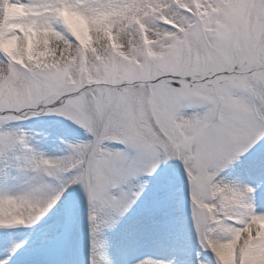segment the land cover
Returning <instances> with one entry per match:
<instances>
[{
  "label": "bare ground",
  "instance_id": "6f19581e",
  "mask_svg": "<svg viewBox=\"0 0 264 264\" xmlns=\"http://www.w3.org/2000/svg\"><path fill=\"white\" fill-rule=\"evenodd\" d=\"M59 15H63L61 27L54 29ZM263 17L261 0H0V91L5 88L10 99L18 92L30 98L65 72L69 73L67 85H77L80 80L95 85L103 81L102 69L111 72L117 64L124 67L116 78L126 80L149 69L150 61L160 62L167 55L170 47L164 44L176 38L167 29L188 35L193 27L187 28L185 23L194 22L205 25L206 39L231 38L236 21L255 22ZM112 57H117V67L108 66ZM258 111L264 121V108ZM100 125L97 121L94 129ZM75 132L66 126L52 127L48 118L31 121L28 127L0 122V136L9 140L2 142L0 152L17 151L15 171L0 176V241L24 235L19 246L0 248V264H12V259L23 256V246L32 252L44 248L67 229L73 217H79L68 207L71 203L67 204L74 183L81 180L73 159L68 157L70 164L63 161L48 166V172L35 163L42 151H54L60 139L84 149L88 140L75 138ZM258 134L259 142L264 141L261 129ZM55 158L56 162L63 159ZM263 165L264 148L246 154L212 182L209 206L194 229L202 248L195 243L191 246V232L182 217L172 212L168 198L162 212L149 218L154 220L155 230L143 224L134 228L131 221L112 229L90 224L80 241L71 237L66 262H62L61 252L54 264H75L81 246L86 248L85 255L81 254L84 264H169L167 259L152 258L149 252L157 248L147 243L149 236L157 238L158 231L166 232L164 223L184 231L179 247L172 246L178 254L174 264H204L197 259L200 255L209 257L212 264H264V195L259 192L264 189V176L256 175ZM71 170L75 174L66 176ZM57 172L63 173V191L49 182L53 177L47 178L49 183L43 179L46 173L55 176ZM178 180L185 186L182 176ZM171 196L173 205L180 200L179 195ZM65 211V222L48 225ZM35 225L39 229L34 233H21L26 228L33 232Z\"/></svg>",
  "mask_w": 264,
  "mask_h": 264
},
{
  "label": "rangeland",
  "instance_id": "374dc122",
  "mask_svg": "<svg viewBox=\"0 0 264 264\" xmlns=\"http://www.w3.org/2000/svg\"><path fill=\"white\" fill-rule=\"evenodd\" d=\"M261 2L264 15V0ZM59 10L65 8L59 7ZM185 24L187 28L193 27L190 34L167 29V34L176 36L172 42L164 44L170 47L167 55L160 62L150 61L149 69L131 74L126 80L116 78L124 67L117 64L118 68L111 72L102 69L99 75L103 81L95 85H86L82 80L77 85H67L65 78L69 73L65 72L30 98L18 92L10 99L5 88L0 91V122L7 126L19 119L29 123L48 118L55 126L64 125L90 136L97 121L111 123L113 127L119 125L117 108L127 109L136 118L135 130L112 134L103 140L108 152L100 167L108 169L109 174L101 173L91 187H86V177L74 183L67 204L71 203L68 207L79 217H73L52 244L16 264H54L61 252L62 262H66L71 237L75 235L80 241L90 224L102 228L110 225L112 229L131 221L134 228L143 224L154 229V220L150 219H155L153 214L157 216L162 212L168 198L172 203V194H179L180 176L185 181L184 191L179 194L186 212L182 220L191 232V246L195 243L196 248H202L194 229L197 218L200 214L204 216V209L209 206L207 198L212 182L246 154L264 148V141L259 142L262 138L258 137L259 129L264 133V121L258 111L259 107L264 108V17L255 22L245 18L236 21L234 36L214 40L205 38V25ZM195 46H198L197 51ZM114 58L110 59L109 67L116 66L117 57ZM220 71L230 75L218 76L213 83L182 82L177 90L168 82H155L165 74L200 81ZM141 88L147 91V96L138 94ZM4 141L9 142L0 136V146ZM119 143L123 144L122 148L117 146ZM55 144V152H41L35 162L39 168L48 172V166H59L67 161L70 164L68 157H71L73 166L78 169L83 162L79 160L83 147L68 144L63 139ZM55 156L63 159L56 162ZM16 157L14 149L0 152V176H10L9 173L15 171ZM256 175H264V165ZM49 176L55 178L49 182L63 191V173L57 172L55 176L46 173L43 179L48 182ZM125 192L130 193L126 199ZM165 225L162 226L166 232L156 229L158 239L154 235L147 238V243L157 248L149 253L174 264L178 254L172 246L179 247L184 231ZM38 228L39 225H35L31 228L33 232L23 230L34 233ZM201 236H206L205 228ZM21 238L22 235L7 238L5 244ZM84 251L86 248L81 246L75 264H84ZM145 258L151 261L150 257ZM197 259L204 264L213 263L203 255Z\"/></svg>",
  "mask_w": 264,
  "mask_h": 264
},
{
  "label": "clouds",
  "instance_id": "9594fccd",
  "mask_svg": "<svg viewBox=\"0 0 264 264\" xmlns=\"http://www.w3.org/2000/svg\"><path fill=\"white\" fill-rule=\"evenodd\" d=\"M138 94L141 96L148 95L147 91L143 88H141ZM116 114L117 119L119 120V125L113 127L111 123L101 124L96 129L90 130L91 135L94 136L95 139H89L86 142L85 148L79 153L83 162L77 169V175L81 178L86 177L88 179V185H86V187H91L95 184L101 173H104L105 175L109 174L108 169L100 167L106 157V153L108 152V147L103 142L104 138L112 134H121L135 130L133 122L136 118L133 117L127 109L117 108ZM186 131L190 132L189 129H186ZM193 150L195 149L193 148Z\"/></svg>",
  "mask_w": 264,
  "mask_h": 264
},
{
  "label": "snow or ice",
  "instance_id": "6c2138e0",
  "mask_svg": "<svg viewBox=\"0 0 264 264\" xmlns=\"http://www.w3.org/2000/svg\"><path fill=\"white\" fill-rule=\"evenodd\" d=\"M129 195H130V193H128V192L123 193V196H124L125 199H126Z\"/></svg>",
  "mask_w": 264,
  "mask_h": 264
}]
</instances>
